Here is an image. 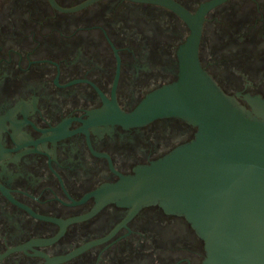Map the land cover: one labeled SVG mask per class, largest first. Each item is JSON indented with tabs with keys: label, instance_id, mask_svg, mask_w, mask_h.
Instances as JSON below:
<instances>
[{
	"label": "flooded vegetation",
	"instance_id": "af4514ba",
	"mask_svg": "<svg viewBox=\"0 0 264 264\" xmlns=\"http://www.w3.org/2000/svg\"><path fill=\"white\" fill-rule=\"evenodd\" d=\"M0 0V264H204L190 223L107 189L178 147L180 118L121 122L199 62L241 106L264 98V0ZM176 6V7H175Z\"/></svg>",
	"mask_w": 264,
	"mask_h": 264
},
{
	"label": "water",
	"instance_id": "95a60500",
	"mask_svg": "<svg viewBox=\"0 0 264 264\" xmlns=\"http://www.w3.org/2000/svg\"><path fill=\"white\" fill-rule=\"evenodd\" d=\"M180 14L192 34L178 50V80L120 116L127 126L180 118L197 128L196 136L122 177L107 196L133 212L157 205L184 217L204 243V264H264V98L247 96L248 110L228 96L199 62L202 13Z\"/></svg>",
	"mask_w": 264,
	"mask_h": 264
}]
</instances>
